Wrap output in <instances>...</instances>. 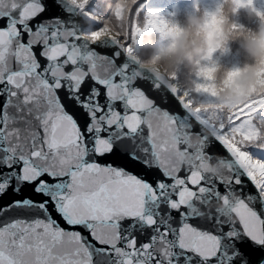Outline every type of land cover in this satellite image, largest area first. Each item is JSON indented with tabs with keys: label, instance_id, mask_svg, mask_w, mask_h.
Returning <instances> with one entry per match:
<instances>
[{
	"label": "snow or ice",
	"instance_id": "snow-or-ice-1",
	"mask_svg": "<svg viewBox=\"0 0 264 264\" xmlns=\"http://www.w3.org/2000/svg\"><path fill=\"white\" fill-rule=\"evenodd\" d=\"M126 3L0 0V264H264V97L142 69L179 28Z\"/></svg>",
	"mask_w": 264,
	"mask_h": 264
},
{
	"label": "clouds",
	"instance_id": "clouds-1",
	"mask_svg": "<svg viewBox=\"0 0 264 264\" xmlns=\"http://www.w3.org/2000/svg\"><path fill=\"white\" fill-rule=\"evenodd\" d=\"M134 3L127 0L125 17ZM176 24L179 31L164 47L159 35L143 38L136 56L142 69L161 76L179 75L180 83L193 91L195 82L203 79L209 87L198 98L213 99L224 115L229 111L226 102L239 106L264 97V22H258L250 9H238L224 0L220 13L197 11ZM233 51L242 63L226 66L221 58ZM203 65L210 67L200 71Z\"/></svg>",
	"mask_w": 264,
	"mask_h": 264
},
{
	"label": "trees",
	"instance_id": "trees-1",
	"mask_svg": "<svg viewBox=\"0 0 264 264\" xmlns=\"http://www.w3.org/2000/svg\"><path fill=\"white\" fill-rule=\"evenodd\" d=\"M148 1L149 0H141V3L146 6ZM96 2L102 6V12L108 11L110 0H96ZM231 2L235 4L238 9H250L257 17L258 22H264V19H261L260 15L264 13V8L256 7V3L254 2V0H231ZM223 3L224 0H173L171 5L167 7L166 11L163 14L167 16L170 13H174V23L178 27L176 21H182L184 16L187 14H192L197 11L204 12L205 14L209 15L220 13ZM237 27H243V25H237ZM252 27L255 26L253 25ZM153 36L154 38L158 39V34H153ZM221 62L226 66H237L242 63V60L233 51L222 57ZM226 104L227 107L235 106L231 102H226Z\"/></svg>",
	"mask_w": 264,
	"mask_h": 264
},
{
	"label": "rangeland",
	"instance_id": "rangeland-1",
	"mask_svg": "<svg viewBox=\"0 0 264 264\" xmlns=\"http://www.w3.org/2000/svg\"><path fill=\"white\" fill-rule=\"evenodd\" d=\"M173 0H149L146 4V9L151 11H156L159 13H164L171 5ZM256 3V7L258 8H264V5H262L259 0H254Z\"/></svg>",
	"mask_w": 264,
	"mask_h": 264
},
{
	"label": "water",
	"instance_id": "water-1",
	"mask_svg": "<svg viewBox=\"0 0 264 264\" xmlns=\"http://www.w3.org/2000/svg\"><path fill=\"white\" fill-rule=\"evenodd\" d=\"M216 167L217 166L215 164H213L210 170L214 171V170H216Z\"/></svg>",
	"mask_w": 264,
	"mask_h": 264
}]
</instances>
